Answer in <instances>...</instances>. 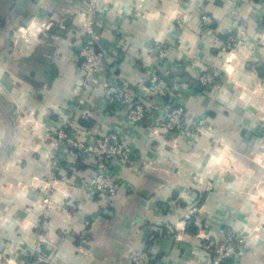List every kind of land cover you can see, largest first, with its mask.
Masks as SVG:
<instances>
[{"label": "crops", "instance_id": "crops-1", "mask_svg": "<svg viewBox=\"0 0 264 264\" xmlns=\"http://www.w3.org/2000/svg\"><path fill=\"white\" fill-rule=\"evenodd\" d=\"M96 6L101 42L115 49L107 75L147 95L151 67L167 87L163 78L174 81L177 102L206 132H165L152 114L133 140L135 155L120 170L113 197L72 187L88 176L82 163L73 174L53 173V182L50 128L70 118L86 143L121 128L123 112H108L113 105L99 84L70 116L81 83L75 47L92 16L88 0H0V264H29L39 242L41 264H131L136 251L164 264H209L204 245L227 229L247 237L234 264H264L263 4ZM212 70L219 72L215 84L201 85L199 77ZM151 99L164 103L161 93Z\"/></svg>", "mask_w": 264, "mask_h": 264}, {"label": "built area", "instance_id": "built-area-1", "mask_svg": "<svg viewBox=\"0 0 264 264\" xmlns=\"http://www.w3.org/2000/svg\"><path fill=\"white\" fill-rule=\"evenodd\" d=\"M259 1L264 6V0ZM88 3L92 16L86 23V37L75 47L81 83L76 98L69 108L70 116L79 113L85 103L86 95L91 93L97 85L102 84L106 103L113 105L108 112H123L124 120L121 128L117 127L98 137H92L85 143L78 138L72 128L70 118L61 119L58 127L50 128L52 143L50 178L55 182V173L65 174L69 171L72 174L75 173L76 164L81 161L88 167V176L82 180H73L72 187L80 185L84 191L93 196L113 197L118 189L120 170L130 166L132 157L135 155L133 140L138 136L143 122L150 115L156 113L159 115L157 124L165 132H176L178 135L194 138L206 131L202 121L192 119L183 105L177 102L175 87H167L151 67L146 74L147 95L132 92L124 85H120L114 77L107 75L115 49L102 44L101 36L96 29L97 0H88ZM201 22L204 25L210 24L211 18L203 15ZM28 32L29 29H26L21 31V34ZM234 42L235 39L229 36L226 46L231 48ZM165 52V46L158 48L160 55L163 56ZM218 76L219 72L212 70L202 74L198 80L201 85L209 86L215 84ZM153 93H161L167 97V101H164L162 106L155 105L151 99ZM153 133L156 134V131ZM161 235L162 231L155 232L151 242L157 241ZM246 243V236L232 230H224L218 239L204 245L209 256V264H234ZM43 258V247L39 242L29 264H41ZM131 264H164V262L146 251H136L131 257Z\"/></svg>", "mask_w": 264, "mask_h": 264}, {"label": "trees", "instance_id": "trees-1", "mask_svg": "<svg viewBox=\"0 0 264 264\" xmlns=\"http://www.w3.org/2000/svg\"><path fill=\"white\" fill-rule=\"evenodd\" d=\"M163 80L168 84L169 87H172L170 84H172L174 82L173 80L167 79V78H165V79L163 78ZM184 81H186L189 85H193L194 88L198 87L196 84H192V81L190 79H188V78L185 79ZM164 101H167V97L166 96H164ZM81 163H82L81 161H78L77 164H76V166L82 168Z\"/></svg>", "mask_w": 264, "mask_h": 264}]
</instances>
